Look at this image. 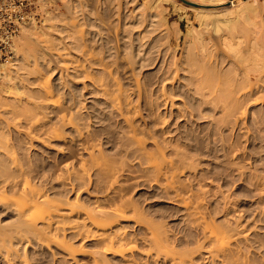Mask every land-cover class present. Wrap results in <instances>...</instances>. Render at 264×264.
<instances>
[{
    "label": "rangeland",
    "instance_id": "rangeland-1",
    "mask_svg": "<svg viewBox=\"0 0 264 264\" xmlns=\"http://www.w3.org/2000/svg\"><path fill=\"white\" fill-rule=\"evenodd\" d=\"M229 1H44L42 22L21 29L11 52L0 59V64L5 63L0 68V141L8 143L34 185L64 206H73L63 222L64 238L79 250L74 258L68 257L52 241L16 233L15 208L0 202V233L13 236L6 245L30 264H127L112 253L99 255L95 262L93 255L102 250L100 241L86 236V231H69L83 221L86 209L97 204L106 207L122 198L138 205L149 221H161L175 251L199 250L194 264H223L205 255L202 225L174 202L176 188L166 189L170 172L150 168L125 144L130 126L111 105V97L120 93L127 102L124 114L143 133L146 149L152 151L157 142L165 144L167 159L175 147L190 156L192 166L177 171L174 185L180 182L191 196L195 193L208 222H233L244 228L248 241L243 243L246 248L242 246L243 261L264 264V100L246 104V73L264 90V35L256 27L259 21L242 18L234 33L223 29L219 36L210 16L202 29L195 15L198 8L217 12ZM23 30L31 32L30 41L36 46L22 44ZM43 42L49 48L41 46ZM99 82L108 83L107 93L99 89ZM43 84L49 85L55 104H43L38 90ZM230 88L244 92L237 112L232 111L235 116L243 112L237 120L226 108ZM200 92L205 93V102ZM62 112L74 113L75 124L62 126ZM55 127L61 137L46 140L42 133ZM90 142L101 148L96 157L106 162L102 167L111 164L113 178L105 177V168L93 167L94 160L85 150ZM185 190L181 192L186 194ZM115 225L124 226L137 241L147 233L145 224L136 223L130 214ZM4 255L0 253V264H10ZM142 256L133 253L139 264H173L163 256L155 261Z\"/></svg>",
    "mask_w": 264,
    "mask_h": 264
},
{
    "label": "bare ground",
    "instance_id": "bare-ground-1",
    "mask_svg": "<svg viewBox=\"0 0 264 264\" xmlns=\"http://www.w3.org/2000/svg\"><path fill=\"white\" fill-rule=\"evenodd\" d=\"M202 1H208L209 3L212 2L213 4L225 3V0H202ZM198 10H197L198 12L196 11L197 13H195V15L199 19L198 24L200 25V28L202 27L203 29V27L209 25V23L206 21L207 20L206 18L210 16L212 18L210 24H212L215 34L219 36L222 35L221 32L223 29L229 31V33L231 34L234 33V31H236L237 25L239 24V21L242 18L246 19L247 21L248 20H252L254 22H256V20L259 21L258 25L255 26L259 29L258 32L264 35V2L262 1L242 0V3L236 4L233 0H230L229 4L225 8L217 12H208L207 10L208 12L207 13L203 11V9H199V8ZM211 18H209V20ZM255 26L253 27V29L256 30L257 28ZM200 28L198 29L201 30ZM225 36L229 37L230 34ZM30 38H31V32L29 30H23L20 40L23 42L22 44L27 43L26 45H29L30 43L32 44L30 46H36L37 44L35 45L33 42H31ZM43 43L45 44H41V46L49 48L46 42ZM4 66L5 63L0 64V68H4ZM261 67H262L261 71H263L264 60L261 63ZM254 75L259 76L262 74L259 75L254 74ZM114 84L117 85V88L119 89V91H121L118 82H115ZM261 84L262 87L264 88V78ZM98 87L102 91V93L108 92V83L99 82ZM38 90L40 91L39 94H41L42 102H44L43 104L45 106L50 102H54V104L57 102L53 100V96L51 94L52 91L50 90L49 85L43 84L40 86ZM239 91L240 89H236V88H230L229 90L228 106L226 108L230 110L231 114H234L232 116H235L241 98L244 95L243 91L240 93ZM212 93L213 91H210V94ZM199 95H200V99L203 102H205L206 101L205 93L200 92ZM263 100H264V90L263 91L260 90L258 86H256L254 82L251 81L250 74L246 73V104L248 102L254 104L261 102ZM124 104H127V102H125V98H123L120 95V93L111 97L112 107L116 108V110L120 112V115L123 116V119L130 126V129L127 132L128 135L126 136L125 139V144L130 146V148L132 149L131 152L133 151L139 153L140 158L142 157L143 159H145L144 161L148 163L147 165L150 166V168H154V170H157L158 172L159 171H164L168 173L170 172L169 174L166 173L167 175L171 174L170 178H168V181H166V183L168 182V184H166V186L168 185L166 189H169V187L170 189L176 188L175 189L176 193L175 195H173L175 197L174 202L176 203L178 202V204L180 203V205H182L185 208L187 214L189 216L191 215L190 216L191 220L192 221L195 220L194 223L197 222V225L198 224L202 225L201 227H202L203 242L201 245L202 247H204V249L207 252L205 255H209V257H211L212 260H214L215 258L217 259L219 258L222 260L223 264L224 263L252 264L250 263V260L252 259H249L247 261L248 263L244 262L246 261V259H244L243 261V258L245 257L242 256L243 253L242 246L244 242L247 243L246 241H248L246 239V236L248 237V235H246L245 231L243 232L244 228H242L240 225H237L236 223L233 224V222L232 223L228 222L226 224L225 222L222 221H219V223H215L217 222L215 220H214L215 222L213 223L210 220L208 222V220H206L207 218L204 217L205 213L203 214L202 213L203 211L201 212L202 208L199 209V207L202 206L201 201L196 202L198 200L197 199L198 197L196 196L195 197L196 199L193 197L195 193L193 196H191L190 194L191 191H187L189 189L185 190L184 187L185 185L184 184L181 185L180 182H178V186L174 185V182L177 181L176 179L174 180V178L178 177L177 171H179L183 167L185 168L187 166H192L191 164L193 162H191L192 160L190 161V156L186 152L177 149L178 147L177 148L175 147L173 148L175 149V151L172 150L173 151L172 158L167 159L165 157V153H166L165 144L162 145L157 142L154 143L155 147L153 148L152 151L146 149L145 147L146 141L143 133L142 134L139 133L137 129L131 124L128 115L124 114V110H123ZM227 109L226 111H228ZM232 111H236V112L234 113ZM64 113L61 114L60 116L61 119L60 122L62 123V126L67 124L70 125L75 124L74 113H69L68 115ZM231 114H229L228 117H231ZM242 114H239L238 112V115L235 116L236 120L240 118V116H243ZM75 126L76 125H74L73 127ZM80 129H81L80 127L75 128V130L77 131V135L78 134L81 135ZM43 134H46L44 137L46 140L56 139L58 137H61L62 135L59 131V127L57 128L55 127L50 130H47V132L42 133V135ZM95 147L96 145L93 143L85 147L86 151L88 149L87 152L88 156L94 160L93 167L96 166L97 167L96 169H98V171L100 170L103 171V168H105L104 172L107 173V174L104 173L105 177L107 176V178L108 177L113 178L112 177L113 167L111 166V164L108 163L106 164L107 166L105 165L106 167H102V165L104 166L106 162L103 163L104 160L103 162H101L102 160H100V158H97L100 155L96 157V155H98L96 154V151L98 150L97 152H99L100 154L101 148L97 149ZM92 159H90V161ZM63 167L67 168L68 167L67 163L63 165ZM32 179L33 177L31 178L27 169L26 168L24 169L16 162L14 155L12 154V152L10 153V150L8 149V143L5 140L0 141V202L8 203L15 208L18 216V225H17V229H15V232L20 234L31 233L34 236L39 237L41 240L43 239V241L45 242L52 241L53 243L61 247L65 251L68 257L74 258V254L79 249L75 248L72 243L68 242L64 238L66 228L63 226L64 220L73 213L74 211L73 206L71 204H69L70 206L67 207L64 206L63 203L51 197L46 190L42 189V187H38L34 185ZM113 182L114 180L109 182L110 183L109 187L110 185L112 186ZM183 189L186 191V194L185 193L184 194L187 195V192H189L188 194L190 195L188 196L190 197L185 196L182 193ZM14 195H18L19 198L14 199L13 198ZM171 198L172 196L171 197L169 196V199ZM190 198L192 200L194 199L195 201L192 202ZM112 202L113 204L110 203L111 205L109 204L106 207L97 204L96 206H92L86 209L84 212L83 221L81 223L69 227L70 229L69 231L71 232H74L76 234H81L82 232L86 231L89 232V234H86V236H91L92 239H98L100 241L102 250L96 251V254L93 255L95 262L100 258L99 255L105 253H112L118 255L119 257L127 261V264H139L136 261V259L133 257V253L135 251H139L143 254V256H145L144 258L147 257L152 260L154 259V261L160 256H163L164 258H170L171 263L173 264H187V263L194 264L193 263L194 253L199 252V250L197 251L196 249V251H194L193 249H190V252L187 253L175 251L174 246L171 245L169 238L166 234V228H164V224L161 221L160 222H156V221L154 222L152 220L149 221L148 218L144 216L145 214L143 210L139 208V206L136 205L131 200L119 198V200ZM199 204L201 206H199ZM128 213L135 219L136 223L145 224L147 230V233L145 232L146 236L142 238V241L138 240L144 243V244L142 243L143 246H139V243L137 241L138 237L133 238V236L131 237V235H129L128 232L123 230L124 226H122V228H118L116 225L115 227L117 228L113 226L116 221L120 219H124L127 215H129ZM238 226H240V229ZM60 235H62V237H60ZM12 237H13L12 235L5 236L4 234L0 233V251H4L0 253H5L4 256L6 257V260L10 262V264H30V262L25 256H22L21 254L17 253V251L11 248L10 245H6L8 241L12 240ZM201 245L197 247H200ZM193 248L195 249L196 247Z\"/></svg>",
    "mask_w": 264,
    "mask_h": 264
},
{
    "label": "built area",
    "instance_id": "built-area-1",
    "mask_svg": "<svg viewBox=\"0 0 264 264\" xmlns=\"http://www.w3.org/2000/svg\"><path fill=\"white\" fill-rule=\"evenodd\" d=\"M45 0H0V59L7 57L16 36L26 25L44 18Z\"/></svg>",
    "mask_w": 264,
    "mask_h": 264
}]
</instances>
